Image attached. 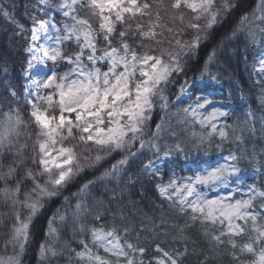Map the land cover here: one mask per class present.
Here are the masks:
<instances>
[{
	"label": "snow or ice",
	"instance_id": "1",
	"mask_svg": "<svg viewBox=\"0 0 264 264\" xmlns=\"http://www.w3.org/2000/svg\"><path fill=\"white\" fill-rule=\"evenodd\" d=\"M236 17L197 77L217 82L209 68L234 43L245 59L254 50L264 76V0H0V18L14 27L23 60L21 92L0 57V264H24L37 223L57 201L40 229L37 264H52L65 250L69 264H264V143H257L264 116L257 120L247 107L230 125V113L205 95L172 112L166 94ZM258 98L264 107V87ZM216 140L217 149L228 143L239 151L205 167L196 160L191 175L173 171L163 181L157 161ZM242 160L251 169H242ZM157 177L161 214L118 205L117 224L113 202ZM62 229L79 250L68 241L60 246Z\"/></svg>",
	"mask_w": 264,
	"mask_h": 264
},
{
	"label": "trees",
	"instance_id": "2",
	"mask_svg": "<svg viewBox=\"0 0 264 264\" xmlns=\"http://www.w3.org/2000/svg\"><path fill=\"white\" fill-rule=\"evenodd\" d=\"M257 0H248V5H255ZM4 3H10V0H4ZM23 3V0H21ZM23 9L20 8L16 15L18 19H21L23 22L21 13ZM43 18V17H41ZM239 17L232 19L224 28H221L216 39L206 45L202 46L201 51L197 56H195L191 61L187 63V72L186 74L178 75L173 77V82L179 83L180 79H184L187 82H192L197 77L200 76V72L204 61L207 57V54L211 52V50L216 47L219 39L226 33L231 31V27L235 25L238 21ZM14 31V27L8 23L3 18H0V57H2L10 66V77L13 84L17 85L20 88V91H23V77L21 74V64L23 60L21 59L22 53L19 50L20 46L17 44V40L19 38H13L12 33ZM184 39H190V37L185 36ZM243 49L242 44H229L227 47L221 49L217 53V60L215 64L210 66L209 70L213 75H216L218 79H220L223 83L225 89L230 95H235L233 99L235 102V107L242 112V114L246 110V105L240 106L241 102L238 101L237 96L238 93L243 94V96L247 99V105L254 109L256 108L258 112L257 117L261 118L264 116V107L261 106L260 101L256 98L254 86L247 80V59L251 57V49L247 53V59H245L242 51L237 52L236 49ZM14 65V67H13ZM174 86H171L170 89H173ZM232 96V97H233ZM237 109L230 113V120L233 118ZM243 115L241 120H243ZM219 143L216 140L213 145L208 148L205 146V151L202 153H197L193 151H189L187 154L194 161L198 159V156L201 155L202 158H215L220 156L221 154H226L229 151H239L235 145H230L228 143L224 144L223 149H217L215 144ZM248 145H251L252 140H246ZM257 143H264L262 140H257ZM206 153V157H205ZM149 155H146L143 159H148ZM120 159L119 156H115L109 163H115L116 160ZM259 164L264 165V159H260ZM242 169L247 167L251 169V165L247 160L241 161ZM91 176H86L84 179H90ZM166 178V176H165ZM83 180L76 182L73 186L69 188L68 191L64 193L65 196H69L72 192H75L78 184L82 183ZM261 183H264L263 179H260ZM156 183H160L158 178L154 180H146L142 179L139 183L135 185V187L129 186L128 191L124 193V199L113 202V209L116 211L115 222L117 224L122 223L119 217V207L118 205L124 206L127 211L132 204H134L138 209L143 208L146 211L150 210L151 213L155 216H159L161 214V209L159 207L161 201L158 197V194L154 190V185ZM63 200V197L60 198ZM60 201H57L55 204L51 206V210L46 213L45 217H42L41 220L37 223L36 230L34 233L35 240L34 242L26 249V252L23 256L24 264H37V256L36 250L39 246L40 241L43 239V233L40 231L41 228H45L47 224L46 217H50L52 215V211L55 210L57 206H59ZM107 208V205L105 206ZM167 208V204L165 203V209ZM0 211H4V209L0 208ZM106 222H110L113 220L112 210H108L106 213ZM135 217L138 220L140 218V213L137 211L135 213ZM62 239L60 241V246L62 247L65 241L70 243V247L76 248L79 250V246L74 242L70 241V233L67 232L66 229L61 230ZM166 247H170V244H166ZM2 243H0V252H2ZM11 253V248H9V254ZM52 264H69V253L67 250L63 252L62 255L58 256L52 261ZM224 264H228L227 260H225Z\"/></svg>",
	"mask_w": 264,
	"mask_h": 264
},
{
	"label": "rangeland",
	"instance_id": "3",
	"mask_svg": "<svg viewBox=\"0 0 264 264\" xmlns=\"http://www.w3.org/2000/svg\"><path fill=\"white\" fill-rule=\"evenodd\" d=\"M250 53H251V57L247 59V73H246L247 77L246 78L252 84V86H254L256 98L259 100L258 97L260 96L261 88L264 87V76H262L261 73L259 72V62L254 59V55H255L254 50H251ZM66 70H67L66 67H62L60 69L61 72L66 71ZM257 81H261V83H257ZM171 86H174L173 89H170ZM181 86H184L185 88L184 93L180 92ZM166 94L169 96L170 102L174 103V107H172L171 109L172 112H175L176 109H183L184 107L188 106L190 103H192L195 100V97L197 95L207 96L213 102L214 106L220 107L229 113H232L233 111L237 109L235 107V102L233 100L235 98V95L234 96L230 95L227 92V89H225L220 79H218V82H217V81H213L209 79L208 76H205L203 79H196L193 82H187L184 79L182 80L180 79L179 83L172 82L168 86ZM237 99L239 102H241L240 106L246 105L244 106L246 107V109L247 107H249L246 103L247 99L243 96V94L238 93ZM252 110L255 112V115H257L256 113L258 112L257 109L254 108ZM242 115H243L242 112L237 109V112L235 113V115L233 116L231 120L229 116L227 117V123L230 125L236 123L238 119L241 120ZM256 118L257 120H259V117L256 116ZM159 120H160V109L159 107H157L156 114L154 116V122L151 125L153 129L155 128V123L159 122ZM221 122H223V120H221ZM258 126L259 125L257 124V127ZM195 130L200 131L199 126H196ZM177 131H179V129H177ZM165 138L170 145L175 143V141L172 138L168 136H166ZM189 148H191V145H187L185 147L184 153H174L173 156L169 158H165L164 160L157 161V164L161 170L160 175H162L164 182H167V180L170 178L173 171H175V173L178 176H188L192 174V172L189 170L196 168L197 165L193 163L194 160L191 159L187 154L189 152ZM193 151L197 153H202L205 150L202 149L200 151H196L193 148ZM220 157L221 155L213 159L212 158L205 159V158H202L201 155H199L197 160L202 161L200 167H205L216 161L223 162L222 160H220ZM150 158L152 157L150 156ZM165 160L169 162H165ZM203 162H206V163H203ZM248 175L249 176L251 175V171L248 172ZM261 178L264 181V176H261L260 179ZM247 182L252 183L253 180L249 179ZM209 195L211 196L212 193H209ZM71 264H76L75 259H73Z\"/></svg>",
	"mask_w": 264,
	"mask_h": 264
}]
</instances>
